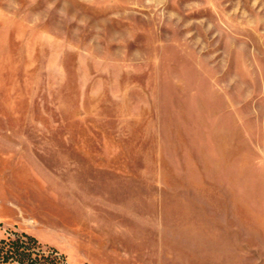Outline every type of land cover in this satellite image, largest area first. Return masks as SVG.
Returning <instances> with one entry per match:
<instances>
[{"label":"rangeland","instance_id":"374dc122","mask_svg":"<svg viewBox=\"0 0 264 264\" xmlns=\"http://www.w3.org/2000/svg\"><path fill=\"white\" fill-rule=\"evenodd\" d=\"M21 234L45 264H264V0H0Z\"/></svg>","mask_w":264,"mask_h":264},{"label":"trees","instance_id":"16d2710c","mask_svg":"<svg viewBox=\"0 0 264 264\" xmlns=\"http://www.w3.org/2000/svg\"><path fill=\"white\" fill-rule=\"evenodd\" d=\"M43 251L35 237L28 234L15 238L0 239V260L2 262L17 261L18 264H45L39 259Z\"/></svg>","mask_w":264,"mask_h":264}]
</instances>
